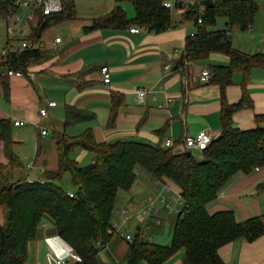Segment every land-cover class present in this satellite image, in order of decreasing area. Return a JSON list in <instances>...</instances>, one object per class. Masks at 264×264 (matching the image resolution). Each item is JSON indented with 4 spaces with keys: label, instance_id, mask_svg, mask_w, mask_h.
<instances>
[{
    "label": "crops",
    "instance_id": "1",
    "mask_svg": "<svg viewBox=\"0 0 264 264\" xmlns=\"http://www.w3.org/2000/svg\"><path fill=\"white\" fill-rule=\"evenodd\" d=\"M65 1L73 7V16L58 17L38 40L31 39L37 24L24 18L21 23L15 21L12 25L7 16L8 7L5 13H0L7 26L6 37H0L4 42L2 50L15 45L11 41L13 38L20 42L27 39L44 43L42 57L33 62L23 76H7V68L0 67V76L5 77L0 79V119L12 120L14 151L22 162L17 168L8 165L5 143L0 139V164L6 166L9 183L21 179H44L47 172L57 170L59 150L56 136L63 132L75 136L91 128L98 142L131 140L164 144L172 139L178 151L187 148L185 140L188 136L202 130L208 131L214 139L220 136V86L203 82L200 77L211 65L229 64L230 57L215 52L203 60L187 61L184 67L178 65L188 33L195 29L194 23L185 19V12L188 3L197 0H184V5L180 3L173 12L174 27L160 33L142 27H138L140 32L136 33L130 31L131 27L86 32L85 28L94 19L112 13L118 5L127 11L129 17H135L130 12L131 2ZM253 1L260 5V9L248 30L235 28L231 31L232 45L246 54L264 55V0ZM200 10L203 11L204 7ZM227 21L224 16L218 17L214 29L224 28ZM10 28L13 32H9ZM57 37H61V42L55 43ZM105 65L111 70L109 84L102 80L101 68ZM243 79V71L237 69L233 82L226 88V98L229 103H237L246 97L244 106L233 117L237 127L251 129L257 126V115L264 114V64L251 69L246 89ZM139 88L149 89L144 101L137 97ZM52 101L56 104L50 105ZM60 102L64 109L59 107ZM115 102L116 116L110 125ZM68 106H75L95 117L67 127ZM42 107L47 109L45 115L40 113ZM77 125H84L82 131L70 134L68 129ZM43 129L48 132L43 134ZM50 130L53 131V141L48 138ZM75 158L81 165L93 160L85 149H79ZM148 177L138 178L131 190L119 193L113 217L116 232L134 237L139 231L149 238L146 226L150 221L155 226L166 224L165 217L158 216L156 211L162 206L160 197L163 191L173 190V184L151 175ZM149 205L150 214L145 215V208ZM180 207L177 218L168 226L171 236ZM207 210L210 214L231 210L238 222L254 217H261L264 221V166L250 173H236L208 203ZM157 220L160 223L156 224ZM135 226L136 232L131 231ZM128 247L125 237L113 234L99 253V264H122ZM28 250L26 264H57L58 258H66L70 264L78 262V256L59 237L55 222L49 216L44 217L36 238L29 242ZM219 254L226 264H264V234L254 240L241 238L225 244ZM138 264L149 263L141 261ZM164 264H184L183 252Z\"/></svg>",
    "mask_w": 264,
    "mask_h": 264
},
{
    "label": "trees",
    "instance_id": "2",
    "mask_svg": "<svg viewBox=\"0 0 264 264\" xmlns=\"http://www.w3.org/2000/svg\"><path fill=\"white\" fill-rule=\"evenodd\" d=\"M128 1L135 8V17H129L118 5L112 13L94 19L85 31L137 26L160 33L174 27V8L165 5L168 0ZM180 3L184 5L185 2L176 0L175 7ZM5 9L0 6V13H5ZM259 9L260 5L253 0H214V5L204 7L203 11L188 8L185 12V19L192 21L196 30L194 35L187 36L178 65L184 67L187 61L203 60L215 52L230 57L227 65L210 66L209 82L218 84L222 94V132L209 147L200 151L201 159L188 148L176 150L175 144L168 147L131 140L98 142L89 128L75 136L67 132L56 136L58 168L47 172L44 179L9 183L6 166L0 164V208L4 215V222L0 224V264H26L29 242L36 238L45 216L55 222L59 237L76 253L77 264H99V253L115 231L113 217L118 195L133 188L140 168L159 181L177 186L182 207L168 244L156 243L139 231L131 240L122 236L129 243L122 264L141 261L164 264L179 252H183L184 264H226L219 254L222 246L237 239L254 240L262 236L264 221L261 217L238 222L231 210L214 214L207 210L208 203L236 173H250L264 166V114L257 115L256 127L241 129L235 125L233 116L244 106L246 97L237 103H229L226 98V88L233 82L237 69L243 71L242 83L246 89L251 69L264 64V55L235 49L230 35L231 29L248 30ZM72 16L73 7L65 0L63 12L51 16L39 14L31 39H40L42 32L58 17ZM220 16L227 18V24L222 29H214ZM42 54L39 49H26L3 56L0 67L26 74ZM0 79L5 77L0 76ZM4 85L7 87L5 81ZM116 110L115 102L110 125L114 123ZM94 117L75 106H68L65 125L68 127ZM0 139L5 143L8 165L21 167L22 162L14 151L13 122L9 118L0 119ZM79 149L91 153L93 160L89 164L81 165L76 160ZM66 173L70 174L74 189L63 185Z\"/></svg>",
    "mask_w": 264,
    "mask_h": 264
},
{
    "label": "built area",
    "instance_id": "3",
    "mask_svg": "<svg viewBox=\"0 0 264 264\" xmlns=\"http://www.w3.org/2000/svg\"><path fill=\"white\" fill-rule=\"evenodd\" d=\"M165 5L169 8L174 7V2L173 0H168L165 2ZM0 6L8 7V13L7 16L9 19H14L16 23H21L24 18H27L28 20L34 22V25L37 24L35 21V18L39 15L42 14L44 16H51L55 14H59L63 12L64 10V0H0ZM24 8L27 10L26 17L21 16L20 13H18V9ZM199 22H202L200 19ZM196 27L193 31L189 32L188 35H194L195 34ZM231 29L230 31H232ZM130 31L132 32H140V29L136 26L131 27ZM9 32H13V29L10 28ZM61 37H57L55 39V43L61 42ZM44 47V43H42L40 40L39 41H29L27 39L22 40L20 45H11L4 50H2V55L3 56H8L10 54L18 53L26 49L34 50V49H39L42 50ZM9 76H23L25 73L20 71V70H13L9 69L6 72ZM101 73H102V80L105 84H109L111 82V70L109 66L105 65L102 66L101 68ZM212 76V72L210 69H205L203 70L200 80L203 82H209ZM149 92L148 88H139L137 90V97L139 101H144L146 99V96ZM56 102L52 101L50 102V105H55ZM40 113L42 115H45L47 113V109L45 107H42L40 109ZM19 123V122H17ZM48 131L46 129L42 130L43 134H46ZM214 138L213 136L206 130L200 131L198 134L194 136H188L185 140L186 147L189 150H199L202 151L209 147L211 143L213 142ZM173 140L168 139L164 142L163 146H172L173 145ZM168 188V186H165ZM71 196H74L73 192H70ZM162 201H165L164 198H162ZM151 210V205L147 207L145 210V213L147 215L150 214ZM158 223H160V220H157ZM121 236H125L123 233L119 232ZM127 239L131 240V235H126L125 236ZM57 264H70L69 261L66 258H58L57 259Z\"/></svg>",
    "mask_w": 264,
    "mask_h": 264
},
{
    "label": "rangeland",
    "instance_id": "4",
    "mask_svg": "<svg viewBox=\"0 0 264 264\" xmlns=\"http://www.w3.org/2000/svg\"><path fill=\"white\" fill-rule=\"evenodd\" d=\"M130 12L132 15L135 14V10L133 5L130 3ZM178 8L175 7L174 11H176ZM27 10L20 8L19 13L21 16L26 17V13ZM129 12V13H130ZM37 19V17L35 18V20ZM10 23L13 25L15 24V20L14 19H9ZM57 28V27H56ZM56 28H54L53 30H56ZM6 21L4 20V18L0 15V37H6ZM12 43H14L15 45H20V41L16 40L15 38H13ZM4 42L0 41V52L2 51ZM1 58L3 57V55H0ZM0 58V60H1ZM60 108L64 109V104L62 102H60L59 105ZM84 125H77L76 127H72L70 129H68V132L71 133H80L82 130H80L81 128L83 129ZM53 131L50 130V136H48L49 140L53 141ZM193 152L195 154V156L198 159L202 158L201 152L199 150L193 149ZM88 161H85V163H83L84 165L87 163ZM143 176H147V178H149L148 176L149 173L144 170L143 168H140V173H138V178H142ZM63 185L70 189H74V186L71 182V177L69 173H66L63 177V181H62ZM173 186V190H171L170 192H166L163 191L162 195L160 197V201L162 203L161 208H159V210L156 211L157 215L159 216H163L165 217V223L164 226H155L152 225V221H150L151 223H148V226H146V229L148 230V233L150 234L149 239H154V242L159 243V244H168L170 242V240L172 239V236L170 235L169 231V225H171V223L174 221L175 218H177L178 215V207L182 205H179L178 203V198H179V189L177 186ZM122 194V193H121ZM164 197L165 201H162V198ZM150 206V205H149ZM180 207V208H181ZM147 209V207L145 208V210ZM154 211V210H153ZM145 215H147V213H145ZM4 222V215H3V210L2 208H0V224H2ZM175 223V222H174ZM133 232H136V226L131 230ZM114 234L117 233L118 235L119 232L117 231H113ZM121 236V235H120ZM122 237V236H121Z\"/></svg>",
    "mask_w": 264,
    "mask_h": 264
},
{
    "label": "water",
    "instance_id": "5",
    "mask_svg": "<svg viewBox=\"0 0 264 264\" xmlns=\"http://www.w3.org/2000/svg\"><path fill=\"white\" fill-rule=\"evenodd\" d=\"M214 0H197L194 3H188L190 9H197L200 7L213 6ZM188 154H191V151H188Z\"/></svg>",
    "mask_w": 264,
    "mask_h": 264
}]
</instances>
